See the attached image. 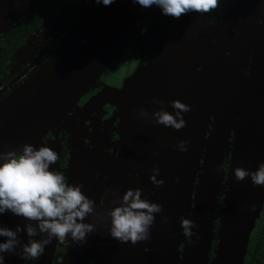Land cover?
Returning <instances> with one entry per match:
<instances>
[{"label":"water","instance_id":"obj_1","mask_svg":"<svg viewBox=\"0 0 264 264\" xmlns=\"http://www.w3.org/2000/svg\"><path fill=\"white\" fill-rule=\"evenodd\" d=\"M222 3L224 22L222 28L225 26L232 28V24L237 20L233 27L236 30L242 29V37L237 44L232 61L234 40L229 35L222 37L224 29L221 31L216 29L213 32V37L217 39L215 43H212L213 37L211 36L214 53L205 48L208 41L207 26L202 22L205 18L198 12H189L181 16L187 20L179 31L182 39L170 41V44H178L177 50L180 49L182 43L191 41L192 46L195 47V53L199 55L197 57L204 62L202 65L204 69L200 73L201 82L198 95L199 133L196 145L192 146L187 155H183L177 147L179 141H186L185 130L183 137H176L173 134L171 138L168 133H163L164 146L168 150L164 147L165 150L159 155L163 158L162 167L166 172L162 175L165 199L160 200L166 206V213L163 216L169 218V223L163 233L157 237L155 234L150 235V238L146 240L149 244L143 245V248L149 247L150 249L147 264H244L250 232L263 208L264 186H254L250 177L244 181H237L234 178L233 182L237 136L234 147L231 148L233 152L232 169L226 190L222 185L224 172L220 166L225 153L230 148L229 138L235 123H237L236 135L239 134L240 126L243 125L242 133L244 132V137L248 139L253 148L252 152L245 153L241 157L240 162L243 165L252 161L256 162L255 166H246L250 171L256 170L259 164L264 162V94L257 92L249 98L250 89L247 87L248 90L242 92L241 98L239 95L238 98L235 97L236 83L240 77L239 71L244 55L243 48L247 42L249 30L253 28L258 18L261 0H222ZM154 6L145 8L134 3L133 0H113L108 6H105L102 0L100 3L95 2L49 65L0 103V152L12 149L21 151L26 143H37L38 145L47 128L59 120L69 107L76 104L79 97L95 84ZM229 8L232 9L230 14ZM227 18H229L228 23ZM187 29L188 31L185 32ZM220 44L223 45L220 46ZM260 46L259 53L264 54V43ZM170 49L173 50L172 46ZM227 50H230L228 56L226 55ZM218 67H222L224 72L228 70V76L227 78L224 76L223 80L220 79L214 90L215 96H213V88L208 86L203 78L209 75L210 70L211 75L216 70L220 76L222 73L217 69ZM143 74L140 71L138 78L135 76L127 78L123 88L119 90V100L123 109L121 128L122 132L125 130L124 133L127 136L124 138L129 141V144L132 139L141 142L138 150H134L135 152L132 150L128 164L125 165L132 167L131 170L135 173L134 181L131 184L119 186L116 182V185H112L110 181L109 188L111 189L112 186L114 189L118 188L119 198H122L129 188H142L147 193L153 192L154 189V183L151 180L152 166L147 170L143 169L148 153L147 147L151 140V135H147V132L153 120H150V116H140L141 110L150 113V109L143 102L144 98L138 97L136 101H133L132 97V94L139 89L134 84ZM192 112L191 106V111L187 113L190 115L183 116L187 121L183 129L189 128V123L193 122ZM246 114L247 118L243 121ZM251 118L252 122L249 124ZM170 144L172 149H169ZM56 152L59 154V151ZM186 157L189 167L186 169V166H183L180 178L177 176L178 167L175 166V161L179 159L184 161ZM248 157L252 159L249 160ZM81 161L85 160L75 159L72 161V166L74 163L75 166H80ZM87 161L94 170L96 163L91 160ZM51 168L57 171L60 169L59 166H51ZM93 170L91 180H94ZM137 173L141 175V178L136 177ZM77 184L80 183H73V185ZM87 188L82 191L85 193ZM221 194H224V206L220 226L216 233V211L220 206ZM94 202V212H96L98 201L95 199ZM170 206L172 209L169 211ZM182 217L194 221L192 228L194 234L190 238L191 242L183 234ZM107 219V217L100 216L98 223L94 217L88 220V223L96 221L97 226L90 244V258L88 259H92L94 264H100L104 257V264H107L111 243L110 231H107ZM26 222L24 218L10 211L6 212L2 226L15 230L17 225H20L23 231L18 233L21 245L17 247L14 254H3V264H24L21 251L22 245L27 243L25 242ZM99 226L102 227L99 228ZM215 235L218 243L216 255L211 263V244ZM6 239V237H0V242ZM85 241L86 244L90 241L89 233ZM56 243L57 239L54 238L50 244L45 246V252L39 264H52ZM181 243L184 244L182 257L179 252ZM135 245L130 241L122 243L117 240V264H124V260L129 258L134 250L136 251L135 248L139 250L140 242ZM104 248L106 255L103 257ZM84 256L85 252L81 256L69 257L65 264H80Z\"/></svg>","mask_w":264,"mask_h":264},{"label":"flooded vegetation","instance_id":"obj_2","mask_svg":"<svg viewBox=\"0 0 264 264\" xmlns=\"http://www.w3.org/2000/svg\"><path fill=\"white\" fill-rule=\"evenodd\" d=\"M95 2L96 0H0V103L49 65ZM263 6L264 0H261L258 19L249 30L247 42L244 45L242 67L239 71L240 77L244 78L241 84L244 90H247L248 85H261V82L257 80L259 76H263L261 78L264 79V56H261L264 54L259 53L260 45L264 43ZM198 14L205 18L202 20L207 26L208 41L205 48L211 52L212 43L217 41L213 37V32L216 29L221 31L226 28V26L222 28L224 24L222 0L217 9L203 15ZM186 21L182 17L177 19L166 16L159 7L154 6L95 84L81 95L76 104L70 106L59 120L47 128L38 145L32 143L37 148L45 145L54 151H59L58 161L51 166H59V171L63 173L70 185H73V182L83 183L80 180L86 177V170L91 169V166H85L87 160L96 163L94 170L92 169L94 180H90L91 184L87 189L94 191V198H92L99 202V214L103 210L102 216L108 218L107 228L111 222L108 213L115 206L112 204L115 197L113 192L116 194L114 187L112 189L108 187V181L113 178V181L117 179L123 184H131L135 176L131 170L132 167L118 166L122 163L124 151V140L121 134L122 111L119 103V90L123 88L124 81L132 76L136 78L140 71L144 73L142 79L139 78L137 82H142L143 88H146L144 93L142 91V97L144 104L149 106L150 113H154L156 107H162V105L154 104L153 99L163 101V106L169 108L166 110L173 114L175 110L171 106V101L175 99H180L192 106L193 114L194 109L199 105L200 73L204 69L202 67L204 62L197 57L199 55L195 53V47L192 46L191 41L182 43L179 50H177V43L170 44V41L182 39L179 31ZM234 25L236 22L232 24L230 33L237 32ZM187 31L188 29L185 30ZM171 46L173 50L170 49ZM256 50H258L257 56ZM228 55L230 50L227 51ZM114 64L116 66L112 67ZM203 80L208 83V86L211 85V70ZM191 92L193 93L190 95ZM106 93H114V97L110 98L111 96H106ZM140 95L141 91L137 89L132 94L133 101H136L135 99H138ZM187 113H183V116ZM150 120L155 118L150 116ZM181 130L172 133L176 137H183L184 131ZM198 133L197 127L194 136ZM150 134H157L154 127H149L147 135ZM236 136V131L233 129L229 138L232 147H234ZM75 159L85 161H81L80 166H75V163L72 166V161ZM232 159L233 152L230 150L220 165L224 172L223 186L228 185ZM136 177L141 178V175L137 173ZM223 198L222 196V207ZM153 202L162 205L161 200ZM162 209L164 214L166 211L164 202ZM5 214H0V225L3 223ZM219 214L220 218L221 211ZM29 222H26V226ZM32 223L35 227L36 222L32 221ZM217 224L220 226L218 217ZM218 229L216 226V233ZM27 238L26 233L25 242ZM33 239H47V234L44 236L38 234ZM70 239V234L63 242L57 239L52 264H59L63 255L68 252ZM217 243L218 239L215 235L211 244V261L215 257ZM183 245L181 243L179 246L181 257ZM105 250L104 248L103 257L106 255ZM149 250V247L142 249V255H148ZM40 258L29 261L24 259V264H39ZM104 258L100 264H104ZM89 264H94L92 259ZM244 264H264V206L249 237Z\"/></svg>","mask_w":264,"mask_h":264},{"label":"clouds","instance_id":"obj_3","mask_svg":"<svg viewBox=\"0 0 264 264\" xmlns=\"http://www.w3.org/2000/svg\"><path fill=\"white\" fill-rule=\"evenodd\" d=\"M100 3L101 0H96ZM113 0H102L105 6ZM140 6L159 7L166 16L179 19L189 12L201 15L218 8L220 0H133ZM154 104L163 105V101L153 99ZM175 113L161 107L154 113L141 110L140 116L155 118L157 124L180 130L187 125L183 113L191 111V106L180 99L171 101ZM180 151H187L188 142L179 141ZM58 161V154L51 147L42 145L39 148L31 143L15 149L0 152V214L8 211L27 221V236L47 234V239H30L22 245L21 256L25 260H37L45 252V246L55 238L63 242L69 236L75 242H84L88 233L94 231V224L85 223L86 217L95 211V202L82 191L83 185H70L61 171L50 166ZM159 168L153 169L152 182L159 186L164 183L156 174ZM237 181L251 178L254 186H264V162L254 171L238 166L234 170ZM179 180V178H177ZM141 188H129L119 198L114 199L108 215L111 217L110 235L122 243L133 245L150 238V228L155 223V214L162 212V205L142 198ZM115 195V192H113ZM166 219V218H165ZM32 221L36 222L33 226ZM183 234L193 236L194 221L181 218ZM23 228L17 225L15 230L0 225V237L7 239L0 242V264L4 262V253H15L21 245L18 233Z\"/></svg>","mask_w":264,"mask_h":264},{"label":"rangeland","instance_id":"obj_4","mask_svg":"<svg viewBox=\"0 0 264 264\" xmlns=\"http://www.w3.org/2000/svg\"><path fill=\"white\" fill-rule=\"evenodd\" d=\"M213 50H214V48L212 47L211 48V52L212 53H214ZM226 55H227V53H226ZM225 60H226V58H225ZM117 62H118V60H117ZM122 62H123V59H122ZM115 66H116V64H114L112 67H115ZM121 70H123V68ZM212 76L213 75H211V80H212ZM242 79H244V78H241V77L239 78L238 84L236 86V92H237L236 95H235L236 98H238V95L241 98L242 97V92L244 91V89L241 87V84L243 83ZM214 80H215V77H213V80L212 81H214ZM192 93L193 92H191L190 95ZM105 95L106 96H111L110 98L114 97V93H106ZM113 102H114V100H113ZM162 107H164L165 109H169L167 106H163L162 105ZM159 109L160 108L156 107V111H158ZM198 114L199 113L197 111L195 113V120H193V122L189 123V128H186V129H183L182 128L183 131L184 130L187 131L186 132L187 135L185 137H186V141L188 142V149H187V151H181V152H183V155L189 154L190 149H192V146L195 145L194 144V135H195L194 134V131H196L197 130V127H198L197 126L198 125V121L197 120H198V117H199ZM237 120L238 119L236 118V121ZM236 126H237V123L234 124V127L231 129V131L233 129L236 131ZM151 127H154V129L157 131V134H150L151 135V140H150L151 143L147 147L148 153L146 152L147 153L146 154V159H145L146 162H145V166L143 167V169L145 168L147 170L151 166H152L153 169L155 167H158L160 171H159L158 174H156V178L158 180H160V179L163 180L162 175L166 174V172L163 171L164 169L162 167L163 166V158H162V156L159 157V155H161V152L163 150H165V149H163L164 147L168 150V148L166 146H164V134L163 133H168L170 135V137L173 138V133L172 132H175V131H178V130H175V129L171 128V127L169 128V127H165L163 125H159V124L156 123L155 120L152 121ZM158 128H160V129H158ZM198 130H199V128H198ZM231 148H232V146H231V143H230V148L227 150V152L225 153V155L228 153V151L232 150ZM169 149H172L171 148V144L169 146ZM187 159L188 158L186 157V160H184V161H182L180 159L175 161V166L178 167V169H177V176L180 177V178L182 176L183 166H186V169H188V167H189L187 165ZM173 163H174V160H173ZM151 175H154V172ZM73 183H75V182H73ZM223 187H224V190H226L227 186H223ZM163 192H164V190L162 188V185L157 186V185L154 184L153 192L147 193L145 190H143V192H142V198L148 199L151 202H153L154 200H156V201L159 202L160 199L164 201L165 196L163 195ZM163 201H162V208H163ZM98 206H99V202H98ZM263 206H264V204H263ZM171 209H172V206H170L168 210L170 211ZM261 211H260V213H261ZM164 213H166V211ZM260 213H259V215H260ZM258 216H257V218L255 220L254 226H255V224H256V222L258 220ZM93 223H94V231L91 232V233H89V235H90V241L87 244H86V241H84L82 243L81 242H75V241L72 240V237H71V239H70V247L68 249V252L63 255L62 260L60 261L59 264H65L67 258H69V257L70 258H73L75 256H81L84 252H85V256L80 261V264L82 262H84L83 264H89V263H91V260H88L90 258V254H89L90 253V244H91V241L93 239V235L95 233V229L97 227L96 226V221H93L92 224ZM168 223H169V218L163 216V211L160 212V213L155 214V223L150 228V235L155 234V237H157L159 234H161V233H163L165 231V229L168 226ZM254 226H253V228H254ZM253 228H252V230H253ZM252 230H251V232H252ZM251 232H250V235H251ZM30 239H33V237L32 238L28 237L27 238V242H29ZM146 244L148 245L149 242H147V241H140L139 250H137V248H135L136 249V251H135L132 248L134 251L131 253V256L129 258H126L124 260V264H147V261H148V258H149L148 255L149 254L148 255H142V253H141V250L144 249L143 248V245H146ZM135 247H136V245H135ZM210 261H211V253H210ZM212 262H213V259H212L211 263Z\"/></svg>","mask_w":264,"mask_h":264},{"label":"bare ground","instance_id":"obj_5","mask_svg":"<svg viewBox=\"0 0 264 264\" xmlns=\"http://www.w3.org/2000/svg\"><path fill=\"white\" fill-rule=\"evenodd\" d=\"M244 3V2H243ZM231 8H229V14H230V12H231ZM262 12H263V14H264V6H263V9H262ZM264 16V15H263ZM228 20H229V18H227V23H228ZM237 20H235V22H236ZM231 29V28H230ZM228 27H226L224 30H223V35H222V37H224L225 35H229V36H231V39H233L234 40V43H233V46H232V58H231V61L233 60V58H234V56H235V52H236V48H237V44H238V42H239V40L241 39V37H242V35H241V33H242V29H237V32H235L234 34H235V36H233L234 34L231 32L230 33V30ZM263 34V33H262ZM223 44H220V46H222ZM244 49V48H243ZM165 57V56H164ZM217 69H219V71H221V75L219 76L218 74V71H216L215 70V73L213 74V76H212V80H213V77H215V80L214 81H212L211 80V88H213V96H215V89H216V87H217V85L219 84V82H220V79H222L223 80V77L224 76H226V78H227V76H228V70L227 71H225L224 72V70H223V68L222 67H218ZM219 76V77H218ZM257 76H259V74L257 75ZM261 77H263V76H259V78H257V80L259 81V82H261V85L260 84H254V85H248V89H250V93H249V98L252 96V95H254V94H256L257 92H262L263 94H264V79L263 78H261ZM142 82H136L135 84H134V86L135 87H138L139 88V90L141 91V95H140V98H142V96H143V93L145 92V89L143 88V84H141ZM247 89V90H248ZM142 91H143V93H142ZM247 94V93H246ZM120 103V107H121V111H122V114H121V117H122V115H123V109H122V105H121V102H119ZM149 107V106H148ZM198 109H199V106L196 108V109H194V114H193V112H192V115H191V119L192 120H195V113L198 111ZM218 112H219V110H217ZM217 112V113H218ZM187 115H190V114H186L185 116H187ZM188 117V116H187ZM247 118V114L246 115H244V119H243V121L245 120ZM198 121V120H197ZM242 121V122H243ZM246 122H247V120H246ZM252 122V118L249 120V124ZM121 127H122V124H121ZM242 127H243V125L242 126H240V129H239V134L237 135V139H236V142H235V157H234V169L236 168V167H238V166H243V167H245L246 168V166H255L257 163L256 162H248V163H245L244 165L240 162V159H241V157H243V155L245 154V153H249V152H252L253 151V148L250 146V144H249V142H248V139L247 138H245L244 137V132L242 133ZM125 131V130H124ZM124 131L122 132L123 134H124V136H123V140H124V151H123V157H122V163L119 165L118 164V166H125V165H127L128 164V159H129V157H130V155H131V153H133V151L134 150H138L139 148H140V145H141V142L140 141H136V140H134V139H132L131 140V143L129 144L128 142L129 141H127V140H125V138L124 137H127L126 135H125V133H124ZM140 131V130H139ZM176 134H178V133H176ZM179 137V136H178ZM128 139H130L129 138V136H128ZM196 143H197V136H194V144L196 145ZM133 150V151H132ZM135 152V151H134ZM248 159L249 160H251L252 158L251 157H248ZM86 163V165L85 166H90L89 164H88V161H86L85 162ZM127 167V166H126ZM131 167V166H130ZM90 170H92V166H91V169H89V170H86V173H87V175H86V177H83L80 181L81 182H83V188L82 189H84V188H87L88 187V184H91V182H90V180H91V174H90ZM234 178H235V175L233 174V182H234ZM119 179H121V178H119ZM110 181H112V185H114L115 184V182H116V184L119 186V185H121V184H123L121 181H118L117 179L115 180L114 179V181H113V178H110V180L108 181V187H109V184H110ZM87 184V185H86ZM115 184V185H116ZM94 185V184H93ZM87 186V187H86ZM95 186V185H94ZM113 188V186L111 187V189ZM115 189H116V194H115V197H114V199L117 201V203H118V198L120 197L119 196V193H118V188H116L115 187ZM85 195L86 196H88L90 199H93L94 197H93V195H94V191H89L88 189H86V191H85ZM93 197V198H92ZM161 203H162V201H161ZM180 204V203H179ZM103 213H104V211L103 210H101L100 211V214H99V212H98V210L96 211V212H94V213H92V214H90L88 217H86V219H85V221L84 222H86V223H88V220L90 221L93 217H94V220L95 219H97V221L100 219V216L103 218L104 216H102L103 215ZM102 226H99V228H101ZM110 227H111V222H110V224H109V226H108V228H107V231L109 232L110 231ZM116 244H117V239H114L112 236H111V243H110V249H109V254H108V259H107V264H117V257H116Z\"/></svg>","mask_w":264,"mask_h":264},{"label":"trees","instance_id":"obj_6","mask_svg":"<svg viewBox=\"0 0 264 264\" xmlns=\"http://www.w3.org/2000/svg\"><path fill=\"white\" fill-rule=\"evenodd\" d=\"M223 15V14H222ZM223 17V16H222ZM224 174V173H223ZM222 196L224 197V194H221V196H220V206L217 208V211H216V221H215V224H216V226H217V228H219V225L217 224V217H218V222H219V224H220V218H221V216H222V206H221V198H222ZM223 200H224V198H223ZM224 206V205H223ZM221 207V208H220ZM220 211H221V216H220V218H219V213H220Z\"/></svg>","mask_w":264,"mask_h":264}]
</instances>
